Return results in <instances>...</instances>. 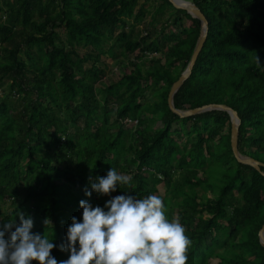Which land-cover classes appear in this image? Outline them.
Returning a JSON list of instances; mask_svg holds the SVG:
<instances>
[{"label": "trees", "instance_id": "obj_1", "mask_svg": "<svg viewBox=\"0 0 264 264\" xmlns=\"http://www.w3.org/2000/svg\"><path fill=\"white\" fill-rule=\"evenodd\" d=\"M188 1L207 31L172 103L230 107L239 118L238 152L264 163V0ZM139 22L143 32L134 29ZM198 33L199 21L167 0H0V87L8 90L0 95V226L19 224V213L31 217L32 233L56 245L59 262L70 255L60 246L72 217L82 222L81 200L103 208L119 195H157L161 182L167 218L191 240L187 264H264L256 235L264 176L233 158L227 113L180 118L166 105ZM104 53L126 59L108 84L100 80ZM16 97L18 105L9 101ZM214 157L225 180L210 188ZM111 167L129 183L87 197Z\"/></svg>", "mask_w": 264, "mask_h": 264}, {"label": "clouds", "instance_id": "obj_2", "mask_svg": "<svg viewBox=\"0 0 264 264\" xmlns=\"http://www.w3.org/2000/svg\"><path fill=\"white\" fill-rule=\"evenodd\" d=\"M129 181L111 167L106 177H97L91 184L92 191L85 189V195L91 197L94 191L108 196ZM79 203L82 222L72 217L67 244L60 246L70 253L68 259L58 262L51 255L56 245L44 235L33 234V219L19 213V224L0 226V264H187L191 240L178 220L167 218L160 196L119 195L103 208L86 200Z\"/></svg>", "mask_w": 264, "mask_h": 264}, {"label": "water", "instance_id": "obj_3", "mask_svg": "<svg viewBox=\"0 0 264 264\" xmlns=\"http://www.w3.org/2000/svg\"><path fill=\"white\" fill-rule=\"evenodd\" d=\"M171 6L175 9H181L189 14L191 17L196 18L199 21V33L196 38L195 44L193 46L192 52L189 56V59L178 75V77L171 83L167 95H166V105L170 112L174 113L180 118L191 116L200 112L209 111V110H220L227 113L229 118V148L231 154L236 162L247 165L262 176H264V171L261 168H264V163L260 162L250 156L241 155L237 150V133H238V125H239V118L236 112L231 109L230 107L224 104H203L198 107L188 108L184 110L176 109L172 103V96L178 87L182 84V82L188 77L190 74L191 68L194 64V61L202 47V44L205 39L206 31H207V20L200 12V10L188 0H167ZM257 240L260 246L264 248V221L262 222L261 226L257 230Z\"/></svg>", "mask_w": 264, "mask_h": 264}, {"label": "rangeland", "instance_id": "obj_4", "mask_svg": "<svg viewBox=\"0 0 264 264\" xmlns=\"http://www.w3.org/2000/svg\"><path fill=\"white\" fill-rule=\"evenodd\" d=\"M138 3L141 2V0H137ZM1 18L3 19L4 18V15L2 13L1 15ZM148 19V16L145 15V17L143 18V21H147ZM129 22L131 23L132 21L129 20ZM157 27V25H156ZM144 25L143 23L139 22V23H136L134 25V29L135 30H138V31H144ZM146 30H151L149 27L146 28ZM57 32L60 36V38H63L64 37V34H63V29L62 28H58L57 29ZM108 45V44H107ZM83 49H80V51L82 52ZM100 58V62L103 64V70H104V74L102 76V78L100 79L101 82L105 83V84H108L110 82H113L114 80H116V78L119 77L120 73L123 72V70L121 69L122 66L120 65V62L122 61V65L125 64L126 62V59H124L122 56H118L116 59L110 57L107 53H104V54H101L99 56ZM116 63H119V64H116ZM84 66H86L88 64V62H83L82 63ZM117 69V70H116ZM97 85L96 84V90H97ZM8 90H7V84L6 83H3V85L0 87V95L1 94H4V93H7ZM101 96L100 94H98L97 97ZM149 100L150 97H149ZM9 101L15 105H18L19 104V97H16L15 99H9ZM155 126H157V123H155ZM60 155H62V153H60ZM259 156H261V159L264 160V150L263 151H259ZM210 164V171L208 172L207 174V178H208V184L211 186L210 188H212V186H216L219 184V182H221L220 178H223L222 177V172H223V168L224 166H221L220 163L217 162V158H213L211 160V162H209ZM231 164V163H230ZM230 172V170H228V173ZM198 174L200 175V171L198 172ZM180 179V176H179V173L178 172H173V180L174 181H177ZM223 180H225L223 178ZM157 196H160L162 195L163 193V186H162V183L161 182H158L157 185ZM200 194V193H198ZM206 195L207 196H210V193L206 192ZM8 207V206H7ZM5 206L2 207L1 209L4 210ZM176 214V213H175ZM175 214H173V217H175ZM205 215V214H204ZM206 216V215H205ZM218 261L217 258H211L208 260L209 264H216Z\"/></svg>", "mask_w": 264, "mask_h": 264}, {"label": "built area", "instance_id": "obj_5", "mask_svg": "<svg viewBox=\"0 0 264 264\" xmlns=\"http://www.w3.org/2000/svg\"><path fill=\"white\" fill-rule=\"evenodd\" d=\"M117 70V69H116ZM125 122H128V123H132V124H135L136 123V120L134 119H124ZM157 177L159 178L160 176L157 175Z\"/></svg>", "mask_w": 264, "mask_h": 264}]
</instances>
